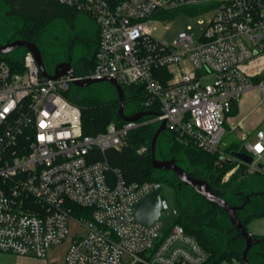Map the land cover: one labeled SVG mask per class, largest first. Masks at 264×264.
<instances>
[{
    "label": "built area",
    "instance_id": "2783aa9c",
    "mask_svg": "<svg viewBox=\"0 0 264 264\" xmlns=\"http://www.w3.org/2000/svg\"><path fill=\"white\" fill-rule=\"evenodd\" d=\"M51 1L95 21L94 65L85 76L51 80L29 51L19 71L0 55V253L43 259L70 236L64 264L206 263V251L180 225L165 232L162 217L151 226L134 218L133 206L159 184L126 181L106 153L125 148L136 128L163 121L180 140L217 155L220 168L231 166L221 183L264 177V130L253 142L239 132L242 148L224 151L225 134L242 128L243 119L231 124L232 107L238 111L251 91L264 103V0ZM190 7L199 39L190 25L171 40L154 35L175 19L172 11ZM84 79L141 86L143 112L156 108V115L84 135L80 110L64 97Z\"/></svg>",
    "mask_w": 264,
    "mask_h": 264
},
{
    "label": "trees",
    "instance_id": "16d2710c",
    "mask_svg": "<svg viewBox=\"0 0 264 264\" xmlns=\"http://www.w3.org/2000/svg\"><path fill=\"white\" fill-rule=\"evenodd\" d=\"M1 1L6 8V16L20 21L21 25L17 31L18 40L34 44L40 35L55 23L62 21L73 26L76 18L81 14L73 8L60 5L51 0ZM181 11L189 14L194 13L191 9H182ZM2 58L12 69L21 70V60L5 56ZM93 65L94 58H81L79 61L72 63V69L75 76H85L92 71ZM162 78H167V74H163ZM122 89L124 109L129 104L133 109V113H140L146 110L144 106L146 93L143 87L132 85L124 86ZM64 97L80 110L84 135L94 136L103 133L111 123L116 125L124 124V121L118 115V99L103 101L92 96L76 98L69 96L68 92L64 93ZM152 112L156 113V108H153ZM236 112L237 108L233 106L232 114L235 115ZM150 118H142L141 121ZM156 129L157 127L153 124H145L131 131L128 137V145L119 151H108L106 153L107 161L110 168L119 170L128 182H155L158 184L159 182H165L175 189L173 180L163 177L154 178V171L150 164V143ZM168 139L170 147L164 157L175 158L177 155L182 154L190 166L200 168L204 171L206 177L211 179V185L216 189L215 193H218L221 188L229 189L237 179V175H233L227 183H221L222 173L228 171L231 166L224 165L223 168H220L217 164L219 159L217 155L201 151L194 144L180 140L171 131H169ZM143 147L146 148V151L139 153L138 151ZM232 150H237V143L233 141L229 142L228 146L224 148V151L228 153ZM255 176H258L260 184L264 186V177ZM173 195L175 197V205L179 210L178 219L174 223L180 225L184 232L193 237L206 251L208 260L204 264L241 261V252L228 247L229 243L226 239L227 229L217 219V207L206 204V209L203 212L185 213L183 211L187 208L180 203L178 190L175 189ZM260 214H264V211L240 218V221L246 227L254 216ZM253 237L257 238V236Z\"/></svg>",
    "mask_w": 264,
    "mask_h": 264
},
{
    "label": "rangeland",
    "instance_id": "374dc122",
    "mask_svg": "<svg viewBox=\"0 0 264 264\" xmlns=\"http://www.w3.org/2000/svg\"><path fill=\"white\" fill-rule=\"evenodd\" d=\"M194 8H186L193 10V14L185 13L181 10L172 11L170 14L176 16L175 19L173 21L167 20L164 24L156 26L157 31L154 35L158 38L171 40L179 32L185 30L187 25H190L195 31V39H199L202 30L196 26V18H194V15L197 13ZM5 11L6 8L0 0V46L17 41V31L21 25L19 20L7 17ZM97 29L98 26L95 21L83 13L76 18L73 26L61 21L46 29L35 43L41 53L46 73L53 75L55 67L67 61L68 57L71 59V66L72 63L79 61L81 58L93 59L92 54L98 42V37H95ZM75 38L78 39L74 41ZM24 53L25 49L19 47L3 56L21 60ZM68 94L76 98L92 96L103 101L118 99L115 89L109 82H99L86 87H76L71 84ZM260 100L261 97L257 91L244 94L239 103L238 113H235V117L231 120V124H233L243 119L240 132L248 136L246 142H253L255 140V133L258 130H264V103H259ZM132 113V107L127 104L124 109V114L129 116ZM155 126L157 127L158 124ZM164 132L160 135L156 143L157 160H162L163 155L168 153L170 147V141L168 139L169 131L165 130ZM232 133L229 134L227 132L225 134V140L227 142L235 141L237 143V150H240L243 143L236 138L240 134L239 132ZM174 159L176 165L184 172L206 177L203 170L190 166L182 154L177 155ZM164 176H166V179L169 178V180L173 178L170 172H154V178L156 179ZM159 187H161V193L166 198L168 205H171L175 189L165 182H159ZM218 191L220 197L227 203L233 206H242V209L238 212L240 216L258 214L264 211V186L260 184L258 176L246 177L234 182L229 189L221 188ZM178 192L180 203L187 208L183 212L193 214L197 211L203 212L206 209V203L192 189H186L184 187L182 190H178ZM245 195L249 197L248 202L242 203L240 199ZM217 219L228 229L226 238L229 243L228 247L242 253L246 246V240L244 238H235L236 231L229 225V219L226 214L218 213ZM245 228L249 235L264 239V214L254 216ZM69 239L70 236L62 244L55 247V259L53 262H50L51 264H61L65 250L68 247ZM1 257L2 254H0ZM246 257L249 264H264V241L252 245ZM222 264H241V261L238 260L232 263Z\"/></svg>",
    "mask_w": 264,
    "mask_h": 264
},
{
    "label": "water",
    "instance_id": "95a60500",
    "mask_svg": "<svg viewBox=\"0 0 264 264\" xmlns=\"http://www.w3.org/2000/svg\"><path fill=\"white\" fill-rule=\"evenodd\" d=\"M22 47L25 51H29L32 53L40 74L51 80H56L63 76H69L70 78H74V72L70 63V59L67 61L57 65L55 67L53 75H48L44 69V65L42 62L41 53L38 50L37 46L34 43L24 42L21 40H17L11 43H8L4 46H0V55H5L14 49ZM99 82H109L113 88L115 89L118 96V115L124 122H136L141 118L155 116L156 113L146 111L140 112L133 115H125L124 114V94L123 89L120 87L115 81L104 79L101 81L84 79V80H74L72 82L76 87H86ZM165 131V123L162 121L157 127L153 138L150 143V164L153 170H161V171H171L175 175L176 179L181 183L189 186L192 190H194L197 194L203 198L205 203L215 206L221 209L224 214L227 215L229 219V223L232 228L239 232L244 239L246 240V246L241 253V261L242 264H249L247 261V253L252 245L257 244L264 239H254L249 235L240 221V218L237 215V212L241 210V207H236L228 204L224 199L216 195L210 188V186L203 180H198L192 178L186 172H184L181 168H179L174 160H157L156 159V143L159 136ZM232 156L236 157L246 163H250V157L237 152H232ZM134 218L143 225L151 226L154 222L159 220L160 217L163 218V226L162 230H167L168 226L174 223L179 216V210L174 202L171 205H168L166 198L161 193V187H158L155 191L147 195L144 199L136 203L132 208Z\"/></svg>",
    "mask_w": 264,
    "mask_h": 264
},
{
    "label": "crops",
    "instance_id": "0c3cea01",
    "mask_svg": "<svg viewBox=\"0 0 264 264\" xmlns=\"http://www.w3.org/2000/svg\"><path fill=\"white\" fill-rule=\"evenodd\" d=\"M95 37H98V29H97V34H96V36ZM97 47V46H96ZM96 47H95V51H96ZM95 51L93 52V56H94V53H95ZM236 113H238V111L236 112ZM232 120V119H231ZM230 120V121H231ZM241 120V119H240ZM239 121V120H238ZM241 126H242V124H241ZM241 130H239L238 132H240ZM233 142H235V141H233ZM244 179V178H243ZM239 180H241L238 176H237V179L234 181V182H236V181H239ZM233 182V183H234ZM236 196H237V194H236ZM248 199H249V197L248 196H244L243 198H241L240 200H241V202L242 203H244V202H248ZM207 204V203H206ZM229 204V203H228ZM231 205V204H230ZM242 205V204H241ZM233 206V205H232ZM236 207H238V206H236ZM239 207H241V206H239ZM242 209V208H241ZM240 211V210H239ZM221 212V211H220ZM218 213L219 212H217V215H218ZM222 213V212H221ZM224 213V212H223ZM237 215H238V217L240 216L239 215V213H237ZM244 217H246V216H240L239 218H244ZM229 225L231 226V224L229 223ZM232 227V226H231ZM227 229V228H226ZM230 230H232L231 228H229ZM246 229V228H245ZM228 230V229H227ZM231 232V231H230ZM230 232H229V235H230ZM227 234H228V232H227ZM254 235H251V237H253ZM257 239H258V237H257ZM259 239H261V238H259ZM235 240V239H234ZM264 241V240H263ZM263 241H261V242H263ZM60 245V244H59ZM58 246V245H57ZM55 247L56 246H54V247H52L49 251H48V253H47V255H46V257L45 258H43V259H39V258H36V257H34V256H16V255H13V254H8V253H0V254H2V257L0 258V261H1V264H51L50 262H53V260L55 259ZM54 248V249H53ZM67 249V248H66ZM65 252H66V250H65ZM64 256H65V253H64ZM61 264H64V258L62 259V262H61Z\"/></svg>",
    "mask_w": 264,
    "mask_h": 264
},
{
    "label": "flooded vegetation",
    "instance_id": "af4514ba",
    "mask_svg": "<svg viewBox=\"0 0 264 264\" xmlns=\"http://www.w3.org/2000/svg\"><path fill=\"white\" fill-rule=\"evenodd\" d=\"M78 38H75L74 39V41L75 40H77ZM73 44H74V42H73ZM68 59H70L69 57H68ZM67 59V60H68ZM71 60V59H70ZM167 154V153H166ZM162 160H174L175 161V159L174 158H170V157H164V155H163V158H162ZM161 161V160H160ZM176 163V162H175ZM154 172L155 171H161V170H153ZM162 172H170L171 173V175H172V177L173 178H171L170 180H174V182H175V189L176 190H182L184 187L186 188V189H191L189 186H187V185H185V184H181L177 179H176V177H175V175L173 174V172H171V171H162ZM188 175H190L192 178H194V179H198V180H203V181H205L209 186H210V188H211V190L215 193L216 191V189H214L213 187H212V185H211V179H209V178H207V177H204V176H202V175H195V174H190V173H188V172H186ZM163 178H166V176H164ZM169 179V178H168ZM195 194H197L194 190H192ZM216 195H218L219 197H220V195L218 194V193H215ZM199 195V194H198ZM200 196V195H199ZM201 197V196H200ZM175 197H174V195H173V201L172 202H174L175 203V199H174ZM203 199V198H202ZM203 202H205L204 200H203ZM218 209V212L220 213V211L223 213V211L221 210V209H219V208H217ZM239 212V211H238ZM237 212V213H238ZM240 217V216H239ZM235 238H237V239H239V238H244L239 232H237L236 231V235H235ZM252 238H254V237H252ZM254 239H257V238H254ZM259 239V238H258Z\"/></svg>",
    "mask_w": 264,
    "mask_h": 264
}]
</instances>
